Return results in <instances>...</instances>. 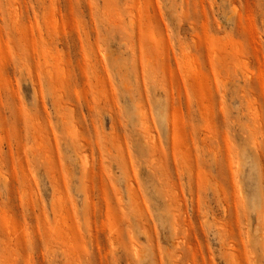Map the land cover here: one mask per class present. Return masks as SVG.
<instances>
[{
    "label": "rangeland",
    "instance_id": "rangeland-1",
    "mask_svg": "<svg viewBox=\"0 0 264 264\" xmlns=\"http://www.w3.org/2000/svg\"><path fill=\"white\" fill-rule=\"evenodd\" d=\"M0 264H264V0H0Z\"/></svg>",
    "mask_w": 264,
    "mask_h": 264
},
{
    "label": "bare ground",
    "instance_id": "bare-ground-1",
    "mask_svg": "<svg viewBox=\"0 0 264 264\" xmlns=\"http://www.w3.org/2000/svg\"><path fill=\"white\" fill-rule=\"evenodd\" d=\"M137 254H138V252H137Z\"/></svg>",
    "mask_w": 264,
    "mask_h": 264
}]
</instances>
